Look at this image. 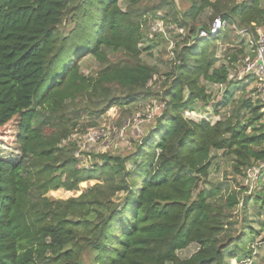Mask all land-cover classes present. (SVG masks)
<instances>
[{
    "label": "trees",
    "instance_id": "trees-1",
    "mask_svg": "<svg viewBox=\"0 0 264 264\" xmlns=\"http://www.w3.org/2000/svg\"><path fill=\"white\" fill-rule=\"evenodd\" d=\"M186 1L180 12L175 0H0V133L18 153L0 158V264L254 259L244 175L264 162V102L230 76L249 52L237 31L264 28V0ZM207 10L212 22H226L223 37L196 38L212 23L201 21ZM158 20L175 28L167 31L175 40L167 71L142 58L167 40L151 31ZM220 42L228 45L222 57ZM86 57L98 63L90 74ZM210 86H221V96ZM152 102L163 110L134 153L84 162L74 143L63 144L77 129L82 137L98 127L110 109L122 111V122ZM199 104H211L218 120L187 117ZM218 152L233 158L225 183L209 181ZM85 183L93 184L77 197L49 196L79 193ZM255 193L264 211V184ZM243 243L242 254L229 250ZM193 244L195 253L179 257Z\"/></svg>",
    "mask_w": 264,
    "mask_h": 264
},
{
    "label": "rangeland",
    "instance_id": "rangeland-1",
    "mask_svg": "<svg viewBox=\"0 0 264 264\" xmlns=\"http://www.w3.org/2000/svg\"><path fill=\"white\" fill-rule=\"evenodd\" d=\"M238 2H241L243 0H237ZM177 7H179L180 12H184L188 8V3L186 0H175ZM156 5L152 3L151 6ZM123 8H126L124 4H122ZM161 12V17L162 14ZM213 19V12L207 10L205 14L202 16L201 21L205 23L206 25H209L212 22ZM153 27L157 24L159 26L154 27L157 28L154 30L155 32H163L165 33L166 39L165 42H162L159 47L152 51V56H150L149 52L144 51L143 52V61L149 64H157L163 71H167L169 65H171V58H172V50L174 48L175 40L171 37L173 34L167 31H174L175 28L170 27L166 28L163 21H153ZM75 25L72 24L71 26H65L64 31L67 33L74 30ZM151 31L152 30L151 26ZM182 31L178 30L176 34H180ZM175 35V34H174ZM225 35V30H223L220 33V36L223 37ZM169 40L171 43H169ZM180 40V39H179ZM146 47V43L144 45ZM228 47V45L224 44L223 42L218 43V56L222 57V51L225 50ZM98 68V63L92 58V57H86L85 60L82 61V70L86 74H90L93 71H95ZM240 68H238L234 73L238 74ZM157 77L152 81L151 86H156V89L159 88V82H157ZM237 81V80H236ZM240 86V85H238ZM246 86V90L250 92L251 90L256 88V85L249 84V85H241ZM217 87H208V92L212 93L213 97H218L220 95V91L217 90ZM239 93V92H238ZM238 93L236 94L237 96ZM216 102V101H215ZM212 104V103H211ZM211 104H209L208 109L211 107ZM199 111L197 113H188L186 114L187 117L190 119H195L196 121H201L202 119L210 120L212 122H216L218 120L217 117H214L212 115L213 110L209 112L208 109L203 108L198 105ZM141 113H139L140 119L137 118L139 116L137 112L132 113V115L127 116L125 120L122 122L120 121L122 119V111L120 109H110L104 116H102V119L100 120V124L98 127L95 128H88V130L91 129H105L106 131L110 132V136L106 140H101L98 142L93 143L91 146L84 148L82 146V149L90 150L89 152H85V158L87 159V155L90 156L89 160L93 157V155H99L102 153H110L112 155H121V156H127L128 154L134 153L138 146L141 144L143 139L146 135H148L151 132L152 126H154L156 122V116H160L161 112L163 110V106L160 105L158 102H152L149 105H145ZM147 114V120L144 121L143 125L139 127V123L143 121L142 117L143 114ZM136 120H130L128 119H134ZM85 125L88 126V123L86 122ZM77 129L76 131H78ZM87 130V131H88ZM74 131L72 134H77V132ZM80 132V131H78ZM72 134L70 137H72ZM7 140L3 137V134L0 133V158H3L5 160H11L16 161L18 157V153L10 148L7 144ZM84 151V150H83ZM232 157L225 156L222 154V152L215 153L213 155L212 160V166L210 170V176L209 181L212 183H225L226 179H232ZM85 161L84 159H82ZM240 181L239 178H237V181ZM238 181V183H239ZM264 181V178H263ZM93 183H85L81 186V190L79 193H73L68 192L65 190H59L56 192H51L49 194L50 197L54 199H60V200H68L72 197H77L81 194L82 191L87 190ZM263 182L259 184L255 183L250 186L249 192L247 193V198L249 202V220L253 222V230L255 232V244L256 246V252L253 254L254 259L252 260L253 264H264V227L262 223L264 222V211L260 210L258 207V204L254 202L256 196L254 195L255 192L259 193L263 191ZM256 194V193H255ZM245 196V193H243V197ZM244 201H242V204L240 206V209L243 207ZM260 203V202H259ZM259 214H261L259 216ZM239 219L242 220V211L239 213ZM244 233V232H241ZM248 242V240H247ZM252 244V243H251ZM244 243L240 247L230 248L229 250L235 253H243L244 248L248 249L249 245H244ZM245 249V250H246ZM197 250L196 245H191L188 249L183 250L179 252V257L182 259H186L190 257L193 253H195ZM233 253V254H235ZM241 262H238L237 259H227V264H240ZM250 264V263H247Z\"/></svg>",
    "mask_w": 264,
    "mask_h": 264
},
{
    "label": "built area",
    "instance_id": "built-area-1",
    "mask_svg": "<svg viewBox=\"0 0 264 264\" xmlns=\"http://www.w3.org/2000/svg\"><path fill=\"white\" fill-rule=\"evenodd\" d=\"M159 26V24L154 27ZM152 25V30H156ZM226 22L217 17L213 22L206 28L200 31L199 37L202 39H217L220 36V33L225 30ZM155 32V31H154ZM237 35L245 39L246 45L249 48L247 56L242 60V67L240 68L238 74L234 73L230 76V79H236L241 82L243 85L254 84L259 91V97L262 102H264V28H256L255 30L251 29H242L237 31ZM217 87V86H216ZM221 87V86H220ZM218 86V88H220ZM140 119V116H137ZM143 121L139 123L141 127L144 121L147 120V114L142 117ZM136 120L134 119H128ZM110 136V132L105 129H91L88 130L87 134L80 136L79 134H73L72 137H69L63 144H75L77 151L75 153L76 158L84 159L86 162L87 159L84 156L85 152L90 150L82 149V146L89 147L93 143L106 140ZM84 150V151H83ZM264 178V162H260L248 168L244 175V185L250 189L252 184L262 181ZM256 252V251H255ZM252 264V261H243L240 264Z\"/></svg>",
    "mask_w": 264,
    "mask_h": 264
},
{
    "label": "water",
    "instance_id": "water-1",
    "mask_svg": "<svg viewBox=\"0 0 264 264\" xmlns=\"http://www.w3.org/2000/svg\"><path fill=\"white\" fill-rule=\"evenodd\" d=\"M201 29L198 30L196 38L199 36Z\"/></svg>",
    "mask_w": 264,
    "mask_h": 264
}]
</instances>
